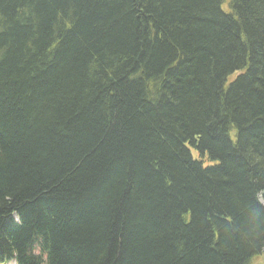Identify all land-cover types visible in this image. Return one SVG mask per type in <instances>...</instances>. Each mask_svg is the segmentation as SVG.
<instances>
[{"label":"trees","instance_id":"1","mask_svg":"<svg viewBox=\"0 0 264 264\" xmlns=\"http://www.w3.org/2000/svg\"><path fill=\"white\" fill-rule=\"evenodd\" d=\"M263 203L264 0H0V264H254Z\"/></svg>","mask_w":264,"mask_h":264},{"label":"rangeland","instance_id":"2","mask_svg":"<svg viewBox=\"0 0 264 264\" xmlns=\"http://www.w3.org/2000/svg\"><path fill=\"white\" fill-rule=\"evenodd\" d=\"M223 8H224L225 10H229L228 3H226V4L223 6ZM12 264H15V263H12ZM254 264H264V253H263L261 256H259V258L255 261Z\"/></svg>","mask_w":264,"mask_h":264},{"label":"water","instance_id":"3","mask_svg":"<svg viewBox=\"0 0 264 264\" xmlns=\"http://www.w3.org/2000/svg\"><path fill=\"white\" fill-rule=\"evenodd\" d=\"M264 204V203H263Z\"/></svg>","mask_w":264,"mask_h":264}]
</instances>
